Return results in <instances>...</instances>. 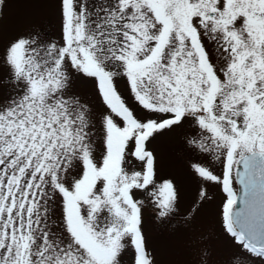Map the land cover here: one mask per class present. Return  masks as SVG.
Masks as SVG:
<instances>
[{
  "label": "snow or ice",
  "instance_id": "obj_1",
  "mask_svg": "<svg viewBox=\"0 0 264 264\" xmlns=\"http://www.w3.org/2000/svg\"><path fill=\"white\" fill-rule=\"evenodd\" d=\"M51 2L58 40L0 27V264H159L146 221L185 229L193 264H264V0ZM212 186L219 231L195 234Z\"/></svg>",
  "mask_w": 264,
  "mask_h": 264
},
{
  "label": "rangeland",
  "instance_id": "obj_2",
  "mask_svg": "<svg viewBox=\"0 0 264 264\" xmlns=\"http://www.w3.org/2000/svg\"><path fill=\"white\" fill-rule=\"evenodd\" d=\"M5 38L22 32L38 28L50 40L60 37L59 16L57 6L51 0H8L0 19ZM211 51V46L209 48ZM122 93L135 106L128 93L126 83L119 82ZM89 100H94L90 83H78L77 89ZM156 143L155 141L153 142ZM162 171L165 175H172L180 188L181 207L187 208L196 199L198 182L185 167V160L189 157L179 152V141L176 138L165 139L161 144ZM219 172V165H216ZM236 189V186H234ZM223 193L218 186L209 188L210 199L202 205L194 223L195 234L210 229L219 231L218 207L223 199ZM146 235L150 244L156 249L159 264H193L194 253L186 246L187 231L183 228L176 232H165L146 221ZM226 254V249L216 248L214 245L213 259L219 260Z\"/></svg>",
  "mask_w": 264,
  "mask_h": 264
},
{
  "label": "water",
  "instance_id": "obj_3",
  "mask_svg": "<svg viewBox=\"0 0 264 264\" xmlns=\"http://www.w3.org/2000/svg\"><path fill=\"white\" fill-rule=\"evenodd\" d=\"M236 190L239 191L240 190V186L238 184H236Z\"/></svg>",
  "mask_w": 264,
  "mask_h": 264
}]
</instances>
